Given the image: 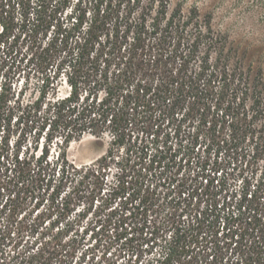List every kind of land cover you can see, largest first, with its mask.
<instances>
[{"label":"trees","instance_id":"trees-1","mask_svg":"<svg viewBox=\"0 0 264 264\" xmlns=\"http://www.w3.org/2000/svg\"><path fill=\"white\" fill-rule=\"evenodd\" d=\"M89 230L105 264H264V99L197 8L0 0V264H72Z\"/></svg>","mask_w":264,"mask_h":264},{"label":"rangeland","instance_id":"rangeland-1","mask_svg":"<svg viewBox=\"0 0 264 264\" xmlns=\"http://www.w3.org/2000/svg\"><path fill=\"white\" fill-rule=\"evenodd\" d=\"M171 6L181 7L185 14L197 8L204 21L211 20L212 27L224 42L230 64L244 68L253 92L264 99V0H171ZM109 140L110 136L87 134L71 143L69 158L78 165L90 163L106 152ZM199 152L203 154V148ZM195 168V164L192 168L188 165L181 169L177 167L181 177L189 175L190 169L194 175ZM92 219L91 213L85 221ZM83 234L86 237L72 264H105L104 260L115 251L108 248L109 237L93 230ZM82 253L86 256L85 261Z\"/></svg>","mask_w":264,"mask_h":264}]
</instances>
